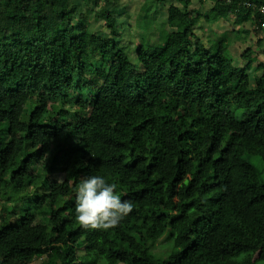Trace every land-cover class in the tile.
<instances>
[{"label":"trees","instance_id":"trees-1","mask_svg":"<svg viewBox=\"0 0 264 264\" xmlns=\"http://www.w3.org/2000/svg\"><path fill=\"white\" fill-rule=\"evenodd\" d=\"M194 1L167 9L134 65L119 0H92L93 21L77 0H0V264H264V182L245 159L264 165V62L248 49L234 65L227 43L264 32V0H199L205 16ZM230 17L231 34L196 33ZM89 176L133 202L119 227L76 221ZM45 206L47 225L32 210Z\"/></svg>","mask_w":264,"mask_h":264},{"label":"rangeland","instance_id":"rangeland-1","mask_svg":"<svg viewBox=\"0 0 264 264\" xmlns=\"http://www.w3.org/2000/svg\"><path fill=\"white\" fill-rule=\"evenodd\" d=\"M81 4L80 12H86L91 20L93 21V13L96 10L95 6L92 4V0L90 1H83V0H77ZM121 4V10L124 11L123 15L118 17V28L121 31V38H122V47L124 48V51L128 54L130 61L134 65H139L138 60V49L139 45L146 43L147 46L154 44H160L162 41H160L162 34L164 35L165 32H168L166 26H159L156 28V24H150V28L147 29L148 22H152L153 16H149L146 18V16L152 15L149 9V6L155 5L156 1L158 0H119ZM167 2L169 0H166ZM177 2V0H172L171 3ZM179 2V0H178ZM163 3V2H158ZM210 3V2H209ZM180 4V2H179ZM205 4V3H204ZM204 4H201L199 0H195L192 3V9L195 7L196 10H201V7H204ZM208 4V2H207ZM211 6L212 3H211ZM153 8V7H151ZM194 8V9H195ZM168 9V8H167ZM166 9V10H167ZM154 11V10H153ZM201 11H204L205 14L208 13V10H206V7L203 8ZM210 11V10H209ZM162 12V11H161ZM159 13V20L160 22H164L166 20V15ZM167 13V11H166ZM163 15V16H162ZM162 16V17H161ZM205 19H202L197 26L196 33L198 35H201L204 38V42L206 40L211 42H214L218 40L217 33H210L209 25H205ZM228 20L231 22L226 21V23L223 24V27L216 28L214 27L215 31L221 30H227L230 34L232 33V29H236L237 27H234L233 25V18L230 17ZM144 21V22H143ZM154 21V20H153ZM104 21H100L98 23H94V29L96 32H100L103 36L108 35V31L105 28ZM221 24V25H222ZM225 25V26H224ZM206 27V30L204 31ZM217 30H216V29ZM245 28L251 30L250 24L245 25ZM157 31H159V34H157ZM217 31V32H218ZM223 33V32H222ZM251 35H245V34H231V37L228 39L227 43L231 46L228 50V55L232 59L234 65L236 66H244V61L242 60V54L250 49L254 56L257 57L258 62H264V32L262 34H257L255 32H251ZM260 40L263 41L262 44L259 45ZM208 44V42H207ZM258 62L254 64V67L258 65ZM260 73V72H259ZM257 76V73L254 72V70L251 72L252 77V88H255V77ZM245 159L250 162L259 172L260 174V180L264 182V165L261 162L259 158L256 157H250L245 156ZM36 195H33L32 198H34ZM32 200L27 201H20L19 207H31ZM2 210L0 206V211ZM35 214H37V219L39 222H41L44 225L48 224V219L46 218L47 213L49 212V208L47 206L41 208V209H32ZM22 215V214H21ZM11 222V221H7ZM170 233L167 232L165 236L156 243L152 249L151 252L153 255L160 259H166L169 257V255L172 253L174 249V239H169ZM40 261L35 262L34 264H40ZM100 264H107L106 261H101Z\"/></svg>","mask_w":264,"mask_h":264},{"label":"clouds","instance_id":"clouds-1","mask_svg":"<svg viewBox=\"0 0 264 264\" xmlns=\"http://www.w3.org/2000/svg\"><path fill=\"white\" fill-rule=\"evenodd\" d=\"M116 187L101 176L82 179L76 191L75 218L83 229L113 230L132 213L133 202L121 199Z\"/></svg>","mask_w":264,"mask_h":264},{"label":"crops","instance_id":"crops-1","mask_svg":"<svg viewBox=\"0 0 264 264\" xmlns=\"http://www.w3.org/2000/svg\"><path fill=\"white\" fill-rule=\"evenodd\" d=\"M158 2H163V3H158ZM156 1V6L155 5H151V6H149V8H147V9H149L150 10V12L149 13H151L152 15H149L148 14V16H146V18L147 17H149V16H153V20H152V22L150 23L151 25L152 24H156L157 26H156V28L157 27H159V26H166V23H167V20H168V16H167V13H166V9L167 8H169L171 5H175V6H177V7H181V5L179 4V2H178V0H177V2H173V3H171L172 2V0H169L168 2L166 1V0H162V1ZM151 7H153V8H151ZM206 7V10H208V12H209V10H211V8H212V6H211V3H209L208 2V4L207 3H205L204 4V7L203 8H205ZM195 8V7H194ZM202 7H201V10L203 9ZM196 9V8H195ZM154 10V11H153ZM200 9L198 10L199 11V13L202 15V16H205V15H207V14H205L204 13V11H201ZM162 11V12H161ZM161 12V14H164V16L166 15V20L164 21V22H160V20H159V18H158V16H159V13ZM163 16V15H162ZM161 16V17H162ZM233 20H235L234 18H233ZM205 21V20H204ZM144 22V21H143ZM222 21H220L215 27L216 28H219V27H223V24L222 23H226V21H224V22H222ZM231 22V21H230ZM207 23H206V21H205V25H206ZM222 24V25H221ZM225 26V25H224ZM149 28H150V25H149ZM209 28H210V33L212 34V32L214 31V29L211 27V26H209ZM215 28V29H216ZM238 29V28H237ZM206 30V27H205V29H204V31ZM217 30V29H216ZM233 30H235V29H232V31ZM218 31V30H217ZM218 32H220V31H218ZM225 33V32H227V30H221V32L220 33ZM157 34H159V31H157ZM231 49H232V45H231Z\"/></svg>","mask_w":264,"mask_h":264},{"label":"built area","instance_id":"built-area-1","mask_svg":"<svg viewBox=\"0 0 264 264\" xmlns=\"http://www.w3.org/2000/svg\"><path fill=\"white\" fill-rule=\"evenodd\" d=\"M261 12L264 14V8L261 9Z\"/></svg>","mask_w":264,"mask_h":264}]
</instances>
